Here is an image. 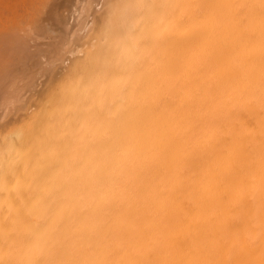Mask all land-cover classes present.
<instances>
[{
    "label": "bare ground",
    "instance_id": "bare-ground-1",
    "mask_svg": "<svg viewBox=\"0 0 264 264\" xmlns=\"http://www.w3.org/2000/svg\"><path fill=\"white\" fill-rule=\"evenodd\" d=\"M110 2L0 133V264H264V0Z\"/></svg>",
    "mask_w": 264,
    "mask_h": 264
},
{
    "label": "rangeland",
    "instance_id": "rangeland-1",
    "mask_svg": "<svg viewBox=\"0 0 264 264\" xmlns=\"http://www.w3.org/2000/svg\"><path fill=\"white\" fill-rule=\"evenodd\" d=\"M131 1L134 2V0ZM111 2L110 0H0V133L4 132L5 129H7L6 131H9L10 129H16L19 125L21 126L22 123L23 125L21 127L28 130V127L30 128L32 126H37V123H35V121L39 123L38 120H45V118L42 119V117L39 116L45 114L46 110L43 109L45 108V106L49 108V106L47 105H53L52 101L54 97L52 98L51 94L54 93L53 96H55L56 93L53 92V89L55 91H58L57 93L60 94L56 95L57 97L62 96V94L64 93L63 90L65 88H68V86L66 87L65 85H69L68 82L74 83L75 79H78L77 76H80L79 73V75L77 76L74 73L76 76L74 78L71 77V75L74 76L73 74H70V76L68 75V71H71L68 69L74 68L71 66V64H75L78 56L83 57L84 55H87V52L85 53V51L86 47L87 49L89 48V44H99L96 42H99L98 40L102 39L101 37H103V35L101 34V30H103L104 26H101L102 22L99 17L101 16L100 18H104V15L102 14L110 10V8L107 9V7L110 6H108V4H110ZM83 6H86L85 9L90 11L88 12L84 10ZM80 10L81 13L83 11V16L80 13ZM59 18L61 21L59 20ZM81 23H84V27L81 25ZM67 25L69 28L67 27ZM65 28L68 31H66ZM71 28H74L73 31L71 30ZM93 30H95L96 32ZM4 31L9 34L4 33ZM11 31L12 33H10ZM89 32H92L93 37H99L97 38L98 40L94 39L93 37L91 38V34ZM100 34L102 36H100ZM19 38L21 39L19 40ZM90 38L94 41H92V43H90L91 41H89V44L87 45L86 42L90 40ZM101 42L102 41H100V43ZM94 46L95 45L91 47L90 45V49H94ZM98 47L95 46V51ZM71 48L74 49L72 50ZM83 58V61L85 63V57ZM80 60L82 61V59ZM59 66L61 67V69ZM73 70L79 71V69ZM66 76L71 77V79L69 77H67L69 78L67 79ZM56 79L57 82H54ZM64 82L68 84L63 85ZM58 85L65 87H63L64 89L62 90L59 89L61 86L59 87ZM61 90L62 94L60 93ZM49 95L51 100H49L50 102L46 99L49 98ZM56 96L55 98H57ZM48 110L49 109H47V111ZM31 112L36 117L31 118ZM26 123H29L27 124V127L26 125H24ZM17 129L19 132H22V129L21 131L19 130V128ZM12 132L13 133L11 134L10 132H8L9 134L6 133L7 136L13 135L14 131ZM17 133H15V135ZM15 135L12 136V138H9L5 135L7 139H4L5 136L1 137L2 135L0 134V141L1 139H4L3 141H1V144L6 143V140L9 142V140L11 141L12 139H16L17 135L16 137ZM4 147L5 146L3 144V148Z\"/></svg>",
    "mask_w": 264,
    "mask_h": 264
}]
</instances>
